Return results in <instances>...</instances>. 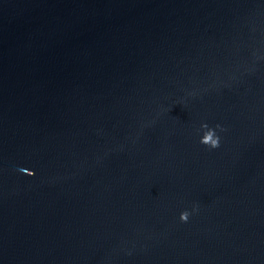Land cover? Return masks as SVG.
<instances>
[{"label":"water","instance_id":"obj_1","mask_svg":"<svg viewBox=\"0 0 264 264\" xmlns=\"http://www.w3.org/2000/svg\"><path fill=\"white\" fill-rule=\"evenodd\" d=\"M0 264H264V0H0Z\"/></svg>","mask_w":264,"mask_h":264},{"label":"clouds","instance_id":"obj_2","mask_svg":"<svg viewBox=\"0 0 264 264\" xmlns=\"http://www.w3.org/2000/svg\"><path fill=\"white\" fill-rule=\"evenodd\" d=\"M218 127H223V126L218 125ZM201 139H202V141H207V140L211 139V135L210 134L209 135H204V136L201 137ZM219 142H220V136L217 135L216 138L214 140H212V145L213 146H218ZM182 218L187 219V212L182 214Z\"/></svg>","mask_w":264,"mask_h":264}]
</instances>
